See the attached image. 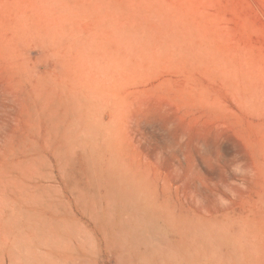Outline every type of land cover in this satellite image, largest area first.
I'll use <instances>...</instances> for the list:
<instances>
[{
	"label": "rangeland",
	"instance_id": "374dc122",
	"mask_svg": "<svg viewBox=\"0 0 264 264\" xmlns=\"http://www.w3.org/2000/svg\"><path fill=\"white\" fill-rule=\"evenodd\" d=\"M0 264H264V0H0Z\"/></svg>",
	"mask_w": 264,
	"mask_h": 264
}]
</instances>
